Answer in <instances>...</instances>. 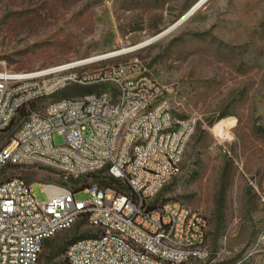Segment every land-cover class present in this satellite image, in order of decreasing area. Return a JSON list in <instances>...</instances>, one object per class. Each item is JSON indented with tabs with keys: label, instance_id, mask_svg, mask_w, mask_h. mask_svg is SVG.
I'll list each match as a JSON object with an SVG mask.
<instances>
[{
	"label": "rangeland",
	"instance_id": "374dc122",
	"mask_svg": "<svg viewBox=\"0 0 264 264\" xmlns=\"http://www.w3.org/2000/svg\"><path fill=\"white\" fill-rule=\"evenodd\" d=\"M198 1L0 0V67L33 72L137 46ZM130 59L166 89L177 120L198 118L178 174L156 201L181 200L207 219L205 255L185 264H264V0H208L159 42L100 65ZM92 91L70 87L43 105ZM225 120L234 124L219 144L214 128ZM54 141L63 144L61 136ZM11 178L31 184L40 203L47 202L40 182L62 180L31 166L0 173L2 181ZM104 179L85 177L69 186H103ZM90 235L79 221L44 243L39 264H64L70 242Z\"/></svg>",
	"mask_w": 264,
	"mask_h": 264
},
{
	"label": "built area",
	"instance_id": "2783aa9c",
	"mask_svg": "<svg viewBox=\"0 0 264 264\" xmlns=\"http://www.w3.org/2000/svg\"><path fill=\"white\" fill-rule=\"evenodd\" d=\"M108 60L22 73L0 67V173L31 166L62 179L40 182L45 203L24 180H0V264H39L44 243L81 220L92 236L67 248L65 264H185L204 257L207 219L181 200L156 203L179 172L198 118L177 120L166 89L138 59L100 65ZM70 87L93 91L44 107ZM222 133L216 132L219 144ZM90 175L115 184L69 186ZM78 193L89 199L77 201Z\"/></svg>",
	"mask_w": 264,
	"mask_h": 264
},
{
	"label": "bare ground",
	"instance_id": "6f19581e",
	"mask_svg": "<svg viewBox=\"0 0 264 264\" xmlns=\"http://www.w3.org/2000/svg\"><path fill=\"white\" fill-rule=\"evenodd\" d=\"M206 0H199L197 2V4L193 7L194 9L192 10L195 11L194 14L200 9L199 7H202L205 4ZM193 14V15H194ZM167 36V34H161L158 35L157 37H153L150 38L144 42H142L141 44L134 46V47H129V48H123L120 50H115V51H111L108 52L106 54H102L99 56H94L88 59H84L82 60L83 63H92V62H96V61H102V60H107V59H113V58H117V57H121L123 55H128V54H132L135 53L145 47L151 46L157 42H159L160 40H162L163 38H165ZM234 122L232 120H225L222 121L221 123H219L216 127H215V131L218 132L219 130L222 129L223 133L221 134L222 137H226L228 138L230 136L229 130L233 127Z\"/></svg>",
	"mask_w": 264,
	"mask_h": 264
},
{
	"label": "water",
	"instance_id": "95a60500",
	"mask_svg": "<svg viewBox=\"0 0 264 264\" xmlns=\"http://www.w3.org/2000/svg\"><path fill=\"white\" fill-rule=\"evenodd\" d=\"M206 2H208V0H206ZM205 2V3H206ZM204 6V5H203ZM202 6V7H203ZM196 7V6H195ZM201 8V7H199ZM194 8H192L184 17H182L176 24H174L172 27H170L169 29L165 30L163 33L161 34H170L172 31H174L178 26H180L181 24H183L186 20H188L193 14L195 11L192 12ZM160 34V35H161Z\"/></svg>",
	"mask_w": 264,
	"mask_h": 264
},
{
	"label": "trees",
	"instance_id": "16d2710c",
	"mask_svg": "<svg viewBox=\"0 0 264 264\" xmlns=\"http://www.w3.org/2000/svg\"><path fill=\"white\" fill-rule=\"evenodd\" d=\"M94 176H95V175H90L89 177H94ZM114 184H115V182H114L113 180L109 179V178H106V179L103 180V186H106V187H112ZM85 188H86V186H81V187H79V188H74V190H76V191H81V190H84ZM90 237H91V235H90V236H82V237H80L79 239L70 242L69 246L72 245L73 243H75L76 241L80 240V239L90 238ZM69 246H68V247H69ZM68 247H67V248H68ZM66 250H67V249H66ZM64 264H65V263H64Z\"/></svg>",
	"mask_w": 264,
	"mask_h": 264
}]
</instances>
